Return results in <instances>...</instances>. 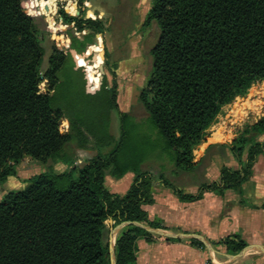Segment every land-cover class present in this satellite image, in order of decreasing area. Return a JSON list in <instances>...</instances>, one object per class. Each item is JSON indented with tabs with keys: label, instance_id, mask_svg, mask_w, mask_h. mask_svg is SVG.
I'll return each mask as SVG.
<instances>
[{
	"label": "trees",
	"instance_id": "16d2710c",
	"mask_svg": "<svg viewBox=\"0 0 264 264\" xmlns=\"http://www.w3.org/2000/svg\"><path fill=\"white\" fill-rule=\"evenodd\" d=\"M76 1V14L64 9L59 14L70 46L84 51L104 36L109 20L97 12L86 16L88 0ZM151 23L158 32L137 96L145 116L137 118L119 109L116 83L109 84L103 75L98 86L89 84L83 67L77 68L79 82L70 81L76 92L66 90L59 98L68 84L60 73L72 64L67 49L52 44L42 71L45 52L35 17L24 0H0V185L25 156L64 166L32 175L25 188L0 199V264H109L108 218L165 228L149 220L141 207L153 202L152 179L180 201L191 202L204 192L237 190L250 176L264 152V141L258 140L264 135V115L230 145L218 147L240 166L220 165L218 181L200 168L213 145L198 157L194 151L222 106L264 80V0H151L142 26ZM99 55L94 66L86 67L92 83L99 79L94 70ZM63 119L67 126L60 131ZM127 173L133 180L125 194L110 193L104 185L107 174L119 180ZM192 187L197 188L194 194L187 191ZM156 237L126 226L114 244L116 264H137L136 240ZM189 241L204 248L197 239ZM221 243L228 253L247 245L237 235Z\"/></svg>",
	"mask_w": 264,
	"mask_h": 264
},
{
	"label": "rangeland",
	"instance_id": "374dc122",
	"mask_svg": "<svg viewBox=\"0 0 264 264\" xmlns=\"http://www.w3.org/2000/svg\"><path fill=\"white\" fill-rule=\"evenodd\" d=\"M37 1L24 0V6L35 17L38 27V38L44 48L45 56L41 67L42 71L47 67V58L51 53L52 44L59 48L67 49L68 59H72V64L70 62L67 65L66 71L60 73L61 80L68 82V84H63L62 89L59 91V98L63 97L66 90L68 92L72 90V92H76L77 87H72L70 81L79 82L80 73L77 68L83 67V74L84 76L87 75L86 67L89 65L94 66L96 59H98V54H100V63L94 67L99 79L95 80L94 83L89 80L86 81L89 84L98 86L101 81L100 76L107 75L109 84L116 83L119 109H128L137 118L144 117L145 113L137 103V96L141 87L145 85V76L150 64L148 50L156 40L158 32L154 23L149 24V26H142L145 15L151 6V0H88L85 5L86 16L97 12V17H103L107 22L109 20L107 24L109 29L105 31L102 38H96L84 51H79L75 47L70 46L69 38L63 33L67 25L63 23L59 14L60 9L76 14L77 1L56 0L54 2V0H40L39 5ZM43 8L49 9L50 13L44 14L42 12ZM87 31L84 30L81 33H86ZM81 33L75 32L78 36H81ZM87 51L89 54H86ZM93 51L95 53L94 58L90 56ZM106 51L108 55H106ZM106 59H108V64H106ZM113 63H116V66H113ZM95 71L91 69L90 73ZM39 89L44 91L43 84L39 85ZM263 115L264 80H259L253 83L244 95L238 96L232 102L223 105L214 121L205 131L202 140L194 151L195 157L203 153L209 145L213 146L205 154L200 167L201 170L204 171L205 169L208 171L210 178L213 179L218 176V168L222 164H226L232 169L240 168L226 150L222 151L218 147L223 144L230 145L245 126L254 123ZM114 119L113 131L114 134H117L118 117L116 113H114ZM66 126V120L59 121L60 131H64ZM258 140L264 141V135L260 136ZM244 157L245 154H243ZM78 163H81V159H78ZM260 166H262L261 163H259L258 167ZM49 167L55 171L64 169V166H61L60 163L54 164L48 161L46 164H41L29 156L23 157L15 165V174L8 176L6 181L0 185V199L9 191L25 188L29 177L40 171L47 170ZM132 178L128 179L124 175L121 179L115 180L107 174L104 185L110 193L122 197L130 186ZM156 184H159V181L152 179L151 192L153 185ZM119 222L116 223L115 220L108 218L106 220L108 231ZM125 228L126 226L114 231L112 234L114 243ZM177 232L182 231L178 230ZM156 236V238H163ZM186 241H189V239L186 238ZM254 253L264 257L262 252ZM229 254L233 255L235 253ZM260 264H264V258Z\"/></svg>",
	"mask_w": 264,
	"mask_h": 264
},
{
	"label": "crops",
	"instance_id": "0c3cea01",
	"mask_svg": "<svg viewBox=\"0 0 264 264\" xmlns=\"http://www.w3.org/2000/svg\"><path fill=\"white\" fill-rule=\"evenodd\" d=\"M118 101V99H117ZM128 110V109H126ZM259 163L262 166L258 167ZM131 173L125 174L130 179ZM218 177V176H217ZM213 178L217 180L218 178ZM264 152L255 159L251 174L239 189H227L222 195L204 192L202 197L191 202L180 201L172 191L159 184L153 185L151 204L141 207L148 219L160 223L169 230L196 233L210 245L199 248L186 239L170 241L155 238L147 242L138 238L137 264H205L214 260L217 264H260L264 257L257 250H250L233 261L221 239L237 235L247 244L264 245ZM133 179V178H132ZM196 193L197 188L187 190ZM241 199L245 204H240ZM264 254V253H263ZM247 261V262H246ZM255 262V263H253Z\"/></svg>",
	"mask_w": 264,
	"mask_h": 264
},
{
	"label": "water",
	"instance_id": "95a60500",
	"mask_svg": "<svg viewBox=\"0 0 264 264\" xmlns=\"http://www.w3.org/2000/svg\"><path fill=\"white\" fill-rule=\"evenodd\" d=\"M86 54H89L88 51ZM88 62V60H87ZM86 80L88 81L87 75H85ZM100 78L102 79V75L100 76ZM101 83V81L98 83V85ZM128 225H132V226H136L139 227L147 232H150L152 234L158 235L160 237L163 238H174V239H197L200 242H202L206 247L211 248L209 243L199 234L196 233H188V232H177V231H172L169 230L167 228H158V227H152L149 225H146L142 222L139 221H135V220H124V221H120L117 225H115L113 228H111L109 230V234H108V261L109 264H116V260H115V254H114V240H113V236L112 234L114 233V231L128 226ZM250 250H257L260 251L262 253H264V245L263 244H247L246 246H244L241 250H239L237 253L230 255L231 259L233 261L239 259L240 257H242L244 254H246L248 251Z\"/></svg>",
	"mask_w": 264,
	"mask_h": 264
},
{
	"label": "built area",
	"instance_id": "2783aa9c",
	"mask_svg": "<svg viewBox=\"0 0 264 264\" xmlns=\"http://www.w3.org/2000/svg\"><path fill=\"white\" fill-rule=\"evenodd\" d=\"M66 128V127H65ZM205 264H217L213 259L212 260H207L206 262H205ZM230 264H236L235 262H233V263H230Z\"/></svg>",
	"mask_w": 264,
	"mask_h": 264
},
{
	"label": "bare ground",
	"instance_id": "6f19581e",
	"mask_svg": "<svg viewBox=\"0 0 264 264\" xmlns=\"http://www.w3.org/2000/svg\"><path fill=\"white\" fill-rule=\"evenodd\" d=\"M56 0H54V2H55Z\"/></svg>",
	"mask_w": 264,
	"mask_h": 264
}]
</instances>
